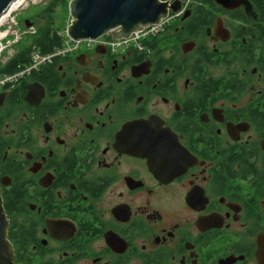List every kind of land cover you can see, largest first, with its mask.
Wrapping results in <instances>:
<instances>
[{"label": "flooded vegetation", "instance_id": "flooded-vegetation-1", "mask_svg": "<svg viewBox=\"0 0 264 264\" xmlns=\"http://www.w3.org/2000/svg\"><path fill=\"white\" fill-rule=\"evenodd\" d=\"M187 1L0 89L13 264H264V0Z\"/></svg>", "mask_w": 264, "mask_h": 264}, {"label": "water", "instance_id": "water-1", "mask_svg": "<svg viewBox=\"0 0 264 264\" xmlns=\"http://www.w3.org/2000/svg\"><path fill=\"white\" fill-rule=\"evenodd\" d=\"M21 0H0V28L8 13ZM207 1V0H204ZM241 0H214L226 10L238 7ZM184 0H70L68 14L70 23L66 35L72 41L96 40L108 36L111 40L129 37L134 32L159 24L169 15L178 14ZM32 25L25 23V27ZM2 45H0V48ZM8 92H0V109L4 105ZM26 101L31 102L27 97ZM144 127L154 125L153 119L140 123ZM149 147L157 150L155 138L151 137ZM164 146L162 145V148ZM163 164V163H162ZM158 163H152L155 173H159ZM168 170L176 173V166L167 162ZM6 218L0 197V264H13L10 245L4 239Z\"/></svg>", "mask_w": 264, "mask_h": 264}, {"label": "built area", "instance_id": "built-area-1", "mask_svg": "<svg viewBox=\"0 0 264 264\" xmlns=\"http://www.w3.org/2000/svg\"><path fill=\"white\" fill-rule=\"evenodd\" d=\"M24 1L25 0H21L20 3L9 12V14L7 15V17L5 18L3 22L2 27L0 28V45H2V47L0 48V62L1 63L5 62L9 57H11L14 51L13 46L16 42H18L17 39L19 38L16 36L15 40L12 42V45L7 46L8 44H5V39L7 38L8 35L11 34V31L13 30V26L15 25L14 20L17 15L16 11H18V9L20 8V6L23 4ZM27 2L28 0L25 1L26 6L28 5ZM183 10H184V7L181 9L179 13H181ZM167 21H168V17L162 20L157 25L142 29L141 31L134 32L131 35H129V37L124 38V39H119V40H114V39L111 40L112 38L107 36V37H100L96 40L87 39V40L72 41L71 39L67 37L66 31H65L64 38H63V46L60 49L56 50L53 54L48 55V56H41L39 53L33 52L31 65L27 67L25 70L20 71L19 73H16L13 75H4V76L0 75V89H3L10 84L16 83L17 80L21 78V76H23L24 74H28L30 71L38 68L41 64H43L44 62H47L51 58L74 51L81 45L86 46V47H92L96 45L104 46L112 52H121V51L129 50V49H135V50L140 51L144 48L149 38L153 36L154 34L158 33L162 29V27L167 23ZM69 23H70V20H69ZM69 23L67 24V26L69 25ZM28 29H30V31L26 33H32L34 28L29 27ZM11 49H12V52L10 53Z\"/></svg>", "mask_w": 264, "mask_h": 264}, {"label": "trees", "instance_id": "trees-1", "mask_svg": "<svg viewBox=\"0 0 264 264\" xmlns=\"http://www.w3.org/2000/svg\"><path fill=\"white\" fill-rule=\"evenodd\" d=\"M69 1L48 0L40 8L38 15L44 19V23L37 27L33 25V32L23 34L21 39L14 44V53L11 57L3 63L0 62L1 76L13 75L25 70L31 65L33 52L48 56L63 46L65 29L57 25V13L68 11ZM17 92L14 90L13 99L15 103H21V96L16 97Z\"/></svg>", "mask_w": 264, "mask_h": 264}, {"label": "rangeland", "instance_id": "rangeland-1", "mask_svg": "<svg viewBox=\"0 0 264 264\" xmlns=\"http://www.w3.org/2000/svg\"><path fill=\"white\" fill-rule=\"evenodd\" d=\"M27 1V0H25ZM25 1L18 9L17 15L15 17V25L13 26V33L11 31V34L7 36L5 39V44H8L7 46L12 45V42L15 40L16 36L19 38L18 41L21 39L22 35L26 32H29L30 29L25 27L26 21H32L33 25L35 27L40 26L44 23V19L38 15L40 7H42L48 0H28L27 6L25 4ZM192 0H188L186 4H190ZM176 15V14H175ZM170 16V15H169ZM168 16V17H169ZM70 17L68 14V11H59L57 13V25L62 28L66 29L67 24L69 23ZM32 25V27H33ZM17 34V35H15ZM14 44V43H13ZM8 48V47H7ZM8 50V49H6ZM12 52V49L10 50V53ZM14 53V51H13Z\"/></svg>", "mask_w": 264, "mask_h": 264}, {"label": "bare ground", "instance_id": "bare-ground-1", "mask_svg": "<svg viewBox=\"0 0 264 264\" xmlns=\"http://www.w3.org/2000/svg\"><path fill=\"white\" fill-rule=\"evenodd\" d=\"M9 14V13H8Z\"/></svg>", "mask_w": 264, "mask_h": 264}]
</instances>
